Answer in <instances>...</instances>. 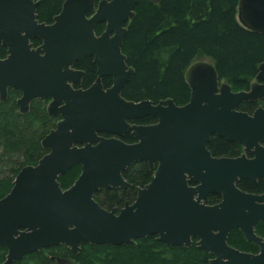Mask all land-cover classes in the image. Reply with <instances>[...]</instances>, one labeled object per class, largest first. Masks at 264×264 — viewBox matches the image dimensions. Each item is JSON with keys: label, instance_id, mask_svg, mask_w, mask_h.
Instances as JSON below:
<instances>
[{"label": "water", "instance_id": "obj_1", "mask_svg": "<svg viewBox=\"0 0 264 264\" xmlns=\"http://www.w3.org/2000/svg\"><path fill=\"white\" fill-rule=\"evenodd\" d=\"M139 1L66 0L46 24L38 19L39 0H0V45L8 52L0 57V101L6 102L12 89L22 93L17 102L22 114L33 101L52 99L48 112L61 116L42 140L48 153L37 165L25 166L0 199V247L8 252L2 264L61 245L79 254L87 243L132 245L155 235L167 245L187 247L192 237L199 238L200 248L216 257L211 264H264V243L254 233L264 220V195L237 186L242 179L264 180V107L252 114L239 109L243 101H264V62L249 90L235 92L215 64L198 61L186 72L187 104L171 98L158 104L128 100L123 90L135 69L123 45ZM237 19L264 34V0H240ZM103 23L106 28L97 35ZM32 39L41 46L34 47ZM84 56L94 58L98 71L88 89L80 88L84 71L74 68ZM105 77L112 79L108 89ZM147 117L157 123H137ZM128 133L135 143L123 140ZM214 135L239 143L244 153L214 157L208 148ZM136 162L155 170L151 182L119 213L104 208L95 194L128 188L124 172ZM76 165L81 174L64 190L59 178ZM211 194L223 201L210 205ZM233 228L259 243L261 254L230 247Z\"/></svg>", "mask_w": 264, "mask_h": 264}, {"label": "trees", "instance_id": "obj_2", "mask_svg": "<svg viewBox=\"0 0 264 264\" xmlns=\"http://www.w3.org/2000/svg\"><path fill=\"white\" fill-rule=\"evenodd\" d=\"M65 1L39 0V21L52 23ZM239 3L240 0H162L160 4H153L140 0L123 45L128 64L135 69L123 96L136 102L152 100L158 104L171 98L179 106L187 104L191 87L186 72L202 56L215 64L220 79L229 82L235 92L249 90L264 62V34L250 31L239 23ZM104 29L105 24H99L97 34ZM7 53L0 45V57H6ZM75 67L85 71V87L96 81L98 73L93 57L84 56ZM104 84L110 86L112 79L104 78ZM18 95L10 90L8 100L0 101V199L9 194L25 166L36 165L47 154L42 140L55 121L37 102L29 114H20ZM257 106L258 103L243 101L239 109L253 113ZM156 122L154 117L140 121L143 124ZM124 141L132 144L136 140L130 134ZM208 148L214 157H237L243 151L239 143L217 135L212 136ZM80 174L81 166L76 165L61 176L63 189L72 186ZM154 174L148 162H136L124 172L130 188L107 190L104 197L98 193L96 199L110 210L123 205L135 197L137 188L149 184ZM239 186L250 192L264 190L262 181L242 180ZM137 243L122 246L87 243L82 245L79 254L61 245L32 253L13 264H57L53 257L80 264H199L207 261L208 254L195 245L190 249L173 248L154 236ZM6 256L7 249L0 247V264Z\"/></svg>", "mask_w": 264, "mask_h": 264}, {"label": "flooded vegetation", "instance_id": "obj_3", "mask_svg": "<svg viewBox=\"0 0 264 264\" xmlns=\"http://www.w3.org/2000/svg\"><path fill=\"white\" fill-rule=\"evenodd\" d=\"M31 42H32V43L34 44V46H36V47L41 46V44H42V41L39 40V39H32ZM81 59H82V58H81ZM81 59H80V60H81ZM77 62H78V61H77ZM77 62L75 63L74 68H75L76 70L84 71V70H81V69H77V68L75 67L76 64H77ZM84 73H85V71H84ZM97 73H98V71H97ZM84 78H85V75H84ZM84 78H83V80H82V85H81L80 88H82V89H88V88L91 87L94 83H93L92 85L88 86V87H85V86H84ZM97 78H98V76H97ZM105 78H106V77H105ZM96 80H97V79H96ZM103 84H104V78H103ZM111 86H112V84H111L110 86H105V84H104V88H105V89H108V88H110ZM80 88H79V89H80ZM74 89H77V88L74 87ZM10 90H12V89H10ZM15 92H16V91H15ZM16 93H19L18 98H17V100H16V101L18 102V100H19V99L21 98V96H22V93H21L20 91H18V92H16ZM35 102H37V103H39V104H41V103H46L47 107H46V108H43V107H42V108H43V110H46L48 114H50V113L48 112V106H49V104L52 102V99H39V100H35V101H33V102L31 103V108H32V105H33ZM17 105H18V103H17ZM30 111H31V109H30ZM30 111H29V113H30ZM18 112H19L20 114H22L21 111H20V107H19V105H18ZM29 113H26V114H29ZM54 118H55V120H56V125H57V123L61 120V117H60V116H57V117L54 116ZM137 123L140 124L139 121H138ZM141 124H143V123H141ZM55 127H56V126H55ZM53 129H54V128H52L51 130H53ZM128 135H130V133L126 134V135L123 137V140H124ZM131 135H132V134H131ZM99 136L104 137V138H112V137H113V135H111V134H109V133H106V132H100V133H99ZM243 152H244V151H242V153H241L239 156H241V155L243 154ZM239 156H237V157H239ZM249 157H252V156H249ZM242 180H244V181H249V182H252V183H259L260 181H262V183L264 184V180H262V179H259V180L256 181V182H253V181H251V180H245V179H242ZM242 180H240V181L237 183V186H238V188H239L240 190H242L243 192H246V193H250V194L264 195V190L261 191V192H250V191H246V190L242 189V188L239 186V184H240V182H241ZM129 183H130V182H129ZM191 185H197V182H193V181H192ZM130 187H131V184L129 185L128 188H130ZM128 188H112V189H109V190H113V189H117V190H127ZM142 188H144V187H142ZM140 189H141V188H137L135 197L132 198L131 200H130V199H129V200H126L125 203H124L123 205L115 206V207L112 208L111 210L108 209V208H106V209H108V210H110V211L116 209L117 212L119 213V212H120V211L126 206V204H127L128 202L131 203V204L135 202V200H136V198H137V196H138V192H139ZM106 191H107V190H105V189H100V190L95 194V198H96V195H97L98 193H101V197H104L103 195H105V192H106ZM215 196H216V197H215ZM96 200H97V199H96ZM210 200H212L213 203H211ZM97 201H98V200H97ZM222 201H223V197H222L221 195H218V194H211V195L209 196V204H210V205H217V204H220ZM98 202H99V201H98ZM99 203H100V202H99ZM100 204H101V203H100ZM101 205H102V204H101ZM102 206H103V205H102ZM103 207H104V206H103ZM104 208H105V207H104ZM254 233H255V235H256L258 238H260V239L262 240V242L264 243V220H260L258 223H256V224L254 225ZM154 237H156V240L159 241V240H158V236L155 235ZM159 242H160V241H159ZM161 243H162V242H161ZM227 243H228V245H229L230 247H232V248H234V249H236V250H238V251H240V252H243V253H248V254H252V255H259V254H261V251H262V246H261L259 243L250 240V239L248 238V236L246 235V233H245L241 228H233V229L229 232L228 237H227ZM164 244H165V243H164ZM166 245H167V244H166ZM194 245L196 246V248H198V249H200V250H202V251H204V252H206V253L208 254V256H207V261H206V262H202V263H200V264H211V261L214 260V259L216 258V257L214 256V254L211 253L210 251H207V250H204V249H201V248H200V246H199V238H197V237H192V245L189 246V247H187V246H185V245H181V246L168 245V246H172L173 248L184 247V248H186V249H190V248H192ZM57 247H59V246H57ZM52 248H56V247H51V248L43 249V250H49V249H52ZM53 259L57 261V264H69V263L71 262V261H68V260H65V259L62 260V259H60V258H58V257H53Z\"/></svg>", "mask_w": 264, "mask_h": 264}, {"label": "rangeland", "instance_id": "obj_4", "mask_svg": "<svg viewBox=\"0 0 264 264\" xmlns=\"http://www.w3.org/2000/svg\"><path fill=\"white\" fill-rule=\"evenodd\" d=\"M196 61H197V62H198V61L211 62V60H209L208 58L203 57V56L200 57L199 59H197ZM40 105H41L43 108H46V107H47L46 103H41ZM259 106H263V107H264V101L259 102L257 108H258ZM257 108H256V109H257ZM51 125H52V126H51V129H52V128H55V126H56V120H55ZM137 242H138V240H137ZM137 242H136L135 244H138ZM135 244H134V245H135ZM69 264H80V263H77L76 261H71ZM199 264H200V263H199Z\"/></svg>", "mask_w": 264, "mask_h": 264}]
</instances>
